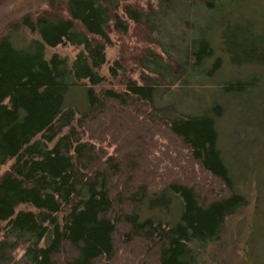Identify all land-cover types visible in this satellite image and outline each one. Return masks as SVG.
Listing matches in <instances>:
<instances>
[{
    "label": "trees",
    "instance_id": "1",
    "mask_svg": "<svg viewBox=\"0 0 264 264\" xmlns=\"http://www.w3.org/2000/svg\"><path fill=\"white\" fill-rule=\"evenodd\" d=\"M241 2L35 0L0 32V264H206L248 202L217 142L227 97L264 152V32L232 17ZM179 12L193 14L175 27ZM172 28L176 58L161 40ZM224 58L248 72L203 109L160 103ZM75 86L82 110L63 101ZM160 199L167 212L142 214ZM261 217L249 216L243 264H264Z\"/></svg>",
    "mask_w": 264,
    "mask_h": 264
},
{
    "label": "rangeland",
    "instance_id": "2",
    "mask_svg": "<svg viewBox=\"0 0 264 264\" xmlns=\"http://www.w3.org/2000/svg\"><path fill=\"white\" fill-rule=\"evenodd\" d=\"M35 0H0V32L4 30L5 27L11 21H15L18 17L26 10L33 8ZM235 10L232 17L243 19L250 17L253 24L264 32V0H242V2L234 7ZM214 12V11H213ZM210 12L209 21L213 17L221 18V14L218 11L214 13ZM175 16V23L177 27L180 25L179 19L191 18L193 13L189 12V15L185 14L183 16L181 12ZM199 21V26L209 25L206 21L207 17H201ZM159 23V22H158ZM161 23V22H160ZM178 30L172 28L171 34L166 39V36L161 37L163 46L166 50H170V46H177L175 41V35H177ZM25 36L27 34L24 33ZM167 44H171L168 46ZM51 51H56L59 54L65 55L70 58L74 49L70 46H57ZM216 53L217 50H215ZM170 55L176 58L177 52L175 50H170ZM215 53V54H216ZM107 62L111 61L113 56L112 49L107 52ZM211 60L209 61V63ZM105 68H102L104 72ZM251 70L249 68H246ZM243 70L239 65H230L226 62V59H222L218 68H213L209 70V67L203 69V72L197 75H191L189 78H184L185 80L178 81L174 86L176 89L173 90L169 95L165 93L164 99L166 102L163 103H176L173 105L175 109L182 112L190 113L195 112L204 108V106L210 103V95L216 94V85L220 82L234 80L243 77L248 71L240 72ZM245 70V69H244ZM161 97V98H162ZM214 99V97H212ZM245 98V97H243ZM253 97H251L248 102L252 103ZM228 104L225 105L223 111V116L215 121V129L217 132V142L222 146V154L224 162L229 167L233 176L236 175L234 188L240 190L247 194L248 202L246 205L239 210L236 214L231 215L225 220L226 231L222 234L221 238L218 240V247H211L208 249V255L205 258L206 264H243L241 253L244 240L246 238V230L249 216L260 213V220L264 223V152L260 149V138L255 137L252 127H249V122L251 120L250 113H239L234 111L233 108L237 109L235 104L241 103L239 100H235L233 97H227ZM235 100V101H234ZM63 101L65 104H72L77 110H82L85 105L84 100V87L75 86L71 87L69 91H66ZM168 101V102H167ZM217 101V100H216ZM238 102V103H237ZM246 102V103H248ZM254 108V107H251ZM233 111V112H232ZM259 118L260 113L256 114ZM234 138L236 141H240L241 146L233 147L230 138ZM262 141V140H261ZM234 155V158H230ZM228 162L230 163L228 164ZM158 208L160 210L154 209L155 206H149V203H144L143 215H153L161 217L163 212H167L165 208L164 201L161 199L157 202ZM161 208L163 210H161ZM173 212H176V208H171ZM163 211V212H162ZM166 215V214H165ZM258 219V218H257ZM259 220V219H258ZM259 222V221H258ZM259 228L263 227L262 224L258 225ZM230 232V233H229ZM260 245L255 246V251L260 249ZM21 261L15 264H20Z\"/></svg>",
    "mask_w": 264,
    "mask_h": 264
}]
</instances>
